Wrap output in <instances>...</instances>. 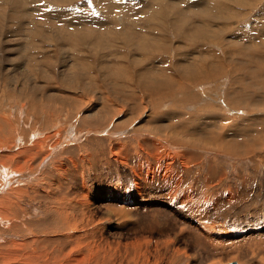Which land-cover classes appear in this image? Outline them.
<instances>
[{"label": "bare ground", "instance_id": "6f19581e", "mask_svg": "<svg viewBox=\"0 0 264 264\" xmlns=\"http://www.w3.org/2000/svg\"><path fill=\"white\" fill-rule=\"evenodd\" d=\"M185 70L180 75L183 80L186 75L196 84L211 79L196 68ZM213 71L216 76L223 75V70ZM262 79L259 85L264 93ZM162 81L154 84L166 86ZM175 86H171L173 94L186 95L189 91L183 83ZM36 89V95L45 90L39 86ZM78 91L84 93L85 89ZM158 91L157 100L147 101L148 113L138 97L120 103L105 99L94 115L80 116L90 99L70 96L62 99L69 103L60 107L37 104L32 99L33 119L27 124H18L16 119L12 126L11 119L0 114V264H165L167 260V264H177L181 250L174 249L171 255L173 244L188 251L184 237L191 234L200 242L209 241V229L206 232L203 221L200 224L209 206L210 210L224 208L234 200H243L248 183L258 181L264 187L261 98L243 95L247 90L240 91L242 94L229 91L226 97L221 95L223 101L217 102L220 106L206 104L210 109L188 113L184 111L188 100L183 97L171 110L161 111L168 95ZM221 105L225 113L230 112L229 107L241 106L250 112L237 121L229 120ZM253 110L263 115L251 113ZM46 111L57 118L42 117ZM26 125L31 128L26 130ZM89 129L102 130L105 135L87 134ZM219 155L231 161H225L227 167L245 166L247 177L235 176L241 182L225 186L224 170L218 166L224 162ZM12 173H19V181L24 184L27 179L28 186L15 183L9 187ZM114 173V182H109ZM218 188L223 190L215 192ZM98 190L99 194L93 196ZM251 193L248 190L247 195ZM258 209L264 211L263 201ZM163 217L167 221L160 223ZM261 230L264 228L247 231L239 241L254 239L260 264H264Z\"/></svg>", "mask_w": 264, "mask_h": 264}, {"label": "rangeland", "instance_id": "374dc122", "mask_svg": "<svg viewBox=\"0 0 264 264\" xmlns=\"http://www.w3.org/2000/svg\"><path fill=\"white\" fill-rule=\"evenodd\" d=\"M102 1L0 0V114H5L6 120L10 118L12 126L16 119L18 124L31 122L32 99L37 104L44 102L60 107L69 103L62 99L70 96L75 100L79 97L90 99L80 116L94 115L100 105L105 104V99L120 103L122 100L134 101L138 97L147 106L148 113L150 106L147 101L159 98L160 94L155 93L157 90L164 96L168 95L161 111L171 110L182 97L188 100L184 110L188 113L201 111L208 107L206 104L220 106L217 102L223 101L222 96L226 97L229 91L234 90L237 93L247 90L250 93L245 91L243 95L261 98L258 102L264 107V93L259 85L260 79L264 80V0ZM189 68H196L205 73V78L211 79L196 84L186 75L183 80L180 75ZM213 69L223 70V75L218 73L216 76ZM209 71L213 72L208 74ZM167 76L169 81L165 79ZM162 80L166 86L154 84ZM182 83L189 90L187 94H173L172 88L175 85L178 88ZM37 86L45 88L44 92L36 95ZM79 88H84L85 92H76ZM250 88L255 92L249 91ZM49 97L50 100L45 102ZM229 108L228 113L221 108L229 120L237 121L250 112L245 106ZM251 113L263 115L258 110ZM43 114L42 117L51 120L57 118L47 111ZM26 126V130L31 128ZM40 126L41 121L36 127ZM88 132L90 135H105L100 133L102 130L95 132L89 129ZM84 133L80 131L81 135ZM217 157L224 162L218 166L223 168L224 180L228 181L222 184L233 186L241 182L240 177H247L245 166L230 168L226 163L231 161L223 160L220 155ZM217 159L212 158L214 161ZM13 173L9 175V187L16 184L18 187L28 186L27 179L24 184L19 181V173ZM115 175L112 174L108 181L114 182ZM131 187L132 183L128 189ZM247 188L242 189L245 198L241 201L234 200L224 208L213 207L210 210L209 206L208 215H204H207L205 222L200 220L206 232L209 229L207 243L204 240L200 242L196 235H187L184 244L188 251L173 244L170 254L174 249L181 250V256L177 258L181 264H260L254 239L248 243L239 239L247 231L256 229L259 232L261 227L264 228V220L261 219L264 211L258 209L264 202V187L256 181L248 183ZM101 190L106 192L107 189ZM219 190L223 188L215 192ZM248 190L251 195H247ZM181 211L186 213L184 209ZM166 221L163 217L159 222Z\"/></svg>", "mask_w": 264, "mask_h": 264}, {"label": "water", "instance_id": "95a60500", "mask_svg": "<svg viewBox=\"0 0 264 264\" xmlns=\"http://www.w3.org/2000/svg\"><path fill=\"white\" fill-rule=\"evenodd\" d=\"M229 264H236V263L232 262V263H229Z\"/></svg>", "mask_w": 264, "mask_h": 264}]
</instances>
